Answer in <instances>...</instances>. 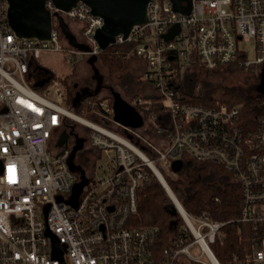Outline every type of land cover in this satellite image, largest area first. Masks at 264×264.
Wrapping results in <instances>:
<instances>
[{
	"label": "built area",
	"instance_id": "2783aa9c",
	"mask_svg": "<svg viewBox=\"0 0 264 264\" xmlns=\"http://www.w3.org/2000/svg\"><path fill=\"white\" fill-rule=\"evenodd\" d=\"M147 2L146 22L135 24L127 36L117 35L115 42L136 45L143 59L141 78L154 90L130 101L144 121L131 128L116 120L112 97L95 103L96 122L66 106L58 77L41 90L34 86L44 82L36 81L34 62L45 52H64L72 65L100 53L95 34L104 25L102 16L82 1L63 11L47 0L50 37H21L9 22L8 0H0V264H223L212 245L228 222L194 216L184 208L157 166H171L175 159L215 163L233 175L242 191L238 222L252 229L244 254L235 252L227 264H264V99L254 122L244 125L241 105L186 100L176 83L197 66L214 70L238 64L260 71L264 0H180L183 7L191 5L189 12L175 9L171 0ZM57 12L80 23L88 50L66 43ZM177 24L180 28L167 39ZM250 40L253 59L245 47ZM157 106L161 109L153 111ZM70 120L84 129L61 146L58 131L74 129ZM142 128L154 137L144 136ZM78 138H84L87 152L110 157L103 177L95 179L93 167L77 164L83 148L73 158L82 169H72ZM148 167L172 191L182 217L163 247L154 242L156 229L129 221L138 210V188L148 178ZM53 237L61 257L54 255Z\"/></svg>",
	"mask_w": 264,
	"mask_h": 264
},
{
	"label": "trees",
	"instance_id": "16d2710c",
	"mask_svg": "<svg viewBox=\"0 0 264 264\" xmlns=\"http://www.w3.org/2000/svg\"><path fill=\"white\" fill-rule=\"evenodd\" d=\"M60 32L62 35L61 28ZM97 57L107 68L109 79L113 84L124 83L129 77H137L135 72L143 64V59L136 52V45L128 42L112 44L107 49L100 50ZM232 65L235 64H224L217 69L207 70V80L202 85L200 84L201 70L198 73L188 71L184 78L177 79L176 83L186 100L202 102V104L210 106H218L223 103L230 107L241 105L244 125L251 124L250 122H254V117L260 109L264 95L257 93L255 86L247 88L244 92H237L234 86L225 84V70ZM254 73L259 80L260 71H254ZM192 75L195 77L192 78ZM35 77L38 82L44 79L43 83L40 81L34 84L36 89L41 90L52 79L59 76L53 72L39 69ZM60 77L66 81L65 76ZM178 77H180L179 74ZM95 98L93 94L82 97L69 95V102L66 106L79 114L86 112L88 119H94L91 110L95 103L100 101ZM243 99L245 101L242 103ZM160 109L161 107L157 106L153 108V111L156 112ZM208 164L189 159L180 172H175L170 165L164 166L160 162L157 163V166L176 197L190 214L199 217L208 216L213 220L228 222L223 227V238H218L212 245L218 259L223 264H227V260L235 252L244 254L245 248L249 245L252 225L247 222H238L242 201L239 183L234 180L218 182L216 179H207ZM147 171L148 178L138 188V210L129 221L130 224L136 226H152L156 229L157 235L154 242L158 243V247H163L177 233L182 217L178 210L175 212L172 198L158 176L149 167Z\"/></svg>",
	"mask_w": 264,
	"mask_h": 264
},
{
	"label": "water",
	"instance_id": "95a60500",
	"mask_svg": "<svg viewBox=\"0 0 264 264\" xmlns=\"http://www.w3.org/2000/svg\"><path fill=\"white\" fill-rule=\"evenodd\" d=\"M46 1L47 0H8V19L17 35L21 37L30 36L44 39L50 37V33L52 31V13L46 8ZM53 1L55 5L63 11L71 10L78 4V2L82 1L84 4H88L92 8V12L94 14L102 16L104 18V25L96 31L95 39L101 46L102 50H105L110 45L115 44L117 35L123 34L124 36H127L130 32L129 30H131L135 24L146 22L147 1L149 0ZM171 1H173L175 9L182 10L183 12H189L191 10V5L188 7L181 6L180 0ZM56 15L58 16L57 19H59V26L70 44L74 47L88 50L89 46L86 43L78 42L75 36L70 32L66 19L59 12H57ZM178 28H180L178 24L170 28L169 33L166 34L165 37L167 39H171ZM93 55L98 59L96 54ZM261 68L256 90L257 93L264 95V67ZM111 90L116 120L124 125L131 126V128L142 126L144 121L142 115L137 111V109L128 100H126L120 92L115 91L114 89ZM77 96L79 97L80 93ZM66 142L67 135L61 134L59 138V145L62 146ZM83 146L84 138H78L77 144L73 149L71 156V167L74 170L81 168L80 165L74 163L73 158L76 151L78 149H82ZM184 166L185 164L182 159H175V161L171 164V167L175 172L182 171ZM83 173L84 171L82 174ZM168 190L172 193L170 189ZM174 209L175 212H177L176 206H174ZM47 233H50V231H47ZM53 241L55 248L54 255L56 257H61L62 252L59 250V242L56 237H53Z\"/></svg>",
	"mask_w": 264,
	"mask_h": 264
},
{
	"label": "rangeland",
	"instance_id": "374dc122",
	"mask_svg": "<svg viewBox=\"0 0 264 264\" xmlns=\"http://www.w3.org/2000/svg\"><path fill=\"white\" fill-rule=\"evenodd\" d=\"M65 19L69 20L71 24H73V22H76L75 20H71L68 18ZM54 25H57V21L55 19H54ZM62 36H64V33L62 34ZM245 47L249 50V57L253 59L255 56L254 41L250 40L246 42ZM87 58L84 57L83 59L79 60V62L76 65H72L70 61L65 57L64 52H57V53L45 52L41 55L40 58L36 59L34 63L38 69H44L53 72L59 76L58 79L62 82L63 90L65 92V102H66L65 104L69 102L68 101L69 95L75 97L79 93H81L80 95L81 97L83 95L93 94L96 97L95 98L96 100L101 99L102 97H111L112 96L111 89L120 92L125 99L131 101L132 103L134 102L133 100L136 96L144 95L145 97V96L154 95V91L152 90V87H150L151 89H147L148 87L146 85V82L141 78L143 65H141V67L137 70V72H135L137 74V77L136 76L129 77L127 81L124 83L113 84L109 79L108 70L102 64L101 60L97 59L96 56L94 55L87 56ZM202 67L197 66L195 68L196 71H194L198 73L201 70V75H200L201 85L207 80L206 78L207 70ZM254 71L255 70H246L238 64L232 65L228 67L227 70H225L224 83L230 86H234L237 92L238 91L244 92L249 87H253V86L256 87L257 81H259L256 78ZM195 75L197 76L198 74ZM195 75H192V78H194ZM60 76H65L66 81H64ZM88 82L91 83L90 84L91 86L88 87V89L87 87L84 88V86H87L86 83L88 84ZM98 91L100 92L97 93ZM244 101L245 100L243 99L242 103ZM97 116L98 115H94L93 116L94 119L92 118L91 120L97 122V120L99 119ZM70 121L74 127L75 132L84 129L83 123L77 120H70ZM139 132L146 137H148L147 134L150 133V135H152L151 138L154 137L155 135L153 131L149 129L147 130L145 128H142ZM153 139L156 142V139L155 138ZM161 145H162L161 140H157V146L160 147ZM86 147H84L85 149L83 148V150L78 153L77 164L83 165L86 170H91V168L93 167L94 178L99 179L103 177L105 173L109 170L112 161L106 153L101 154L99 152L98 154L97 150H91L87 152V149H89V147L88 146ZM207 169L208 171L206 177L209 180L216 179L218 180V182L234 180L232 174L222 170V168L215 163H209L207 165ZM193 222L194 224H197L195 221ZM193 252L198 254L199 248L198 247L194 248Z\"/></svg>",
	"mask_w": 264,
	"mask_h": 264
},
{
	"label": "crops",
	"instance_id": "0c3cea01",
	"mask_svg": "<svg viewBox=\"0 0 264 264\" xmlns=\"http://www.w3.org/2000/svg\"><path fill=\"white\" fill-rule=\"evenodd\" d=\"M66 23H67V25H68V27H69V30H70V32L75 36V38H76V40L78 41V42H82V41H84V39H83V37L81 36V33H80V23H78V22H73V24H74V26H73V24H71L70 23V21L69 20H66ZM74 29V30H73ZM63 38L65 39V41H67V43L69 44L70 42L68 41V39L66 38V36L64 35L63 36ZM82 43H85V42H82ZM87 60H88V58H87ZM143 65V64H142ZM146 85H147V89H151L150 87H152L149 83L147 84V82H146ZM152 90H153V88H152ZM154 91V90H153ZM100 92V91H99ZM99 92H97V93H99ZM96 93V94H97ZM150 94H152V93H150ZM112 97V96H111ZM127 100V99H126ZM129 101V100H128ZM130 102V101H129Z\"/></svg>",
	"mask_w": 264,
	"mask_h": 264
},
{
	"label": "flooded vegetation",
	"instance_id": "af4514ba",
	"mask_svg": "<svg viewBox=\"0 0 264 264\" xmlns=\"http://www.w3.org/2000/svg\"><path fill=\"white\" fill-rule=\"evenodd\" d=\"M47 71V70H46ZM91 83H89L88 82V84L86 83V85L87 86H84V88L85 87H87V89H88V87H90L91 85H90ZM80 95H81V93H80ZM58 133H59V138H60V136H61V134L62 135H67V142L68 141H71L72 140V135H74L75 133H74V129H69V128H67V127H65V128H63L62 130H61V132L60 131H58ZM66 142V143H67ZM77 160V159H76ZM79 161V160H78ZM80 162V161H79Z\"/></svg>",
	"mask_w": 264,
	"mask_h": 264
},
{
	"label": "bare ground",
	"instance_id": "6f19581e",
	"mask_svg": "<svg viewBox=\"0 0 264 264\" xmlns=\"http://www.w3.org/2000/svg\"><path fill=\"white\" fill-rule=\"evenodd\" d=\"M83 42V41H82ZM202 67V66H201ZM45 71V70H44ZM195 71V70H194ZM48 73V72H47ZM48 81V80H47ZM50 81V80H49ZM84 98V97H83ZM82 106V105H81ZM83 107V106H82ZM76 110V109H75Z\"/></svg>",
	"mask_w": 264,
	"mask_h": 264
}]
</instances>
